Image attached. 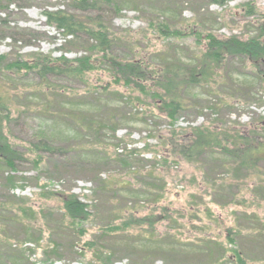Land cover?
Segmentation results:
<instances>
[{"label": "rangeland", "instance_id": "1", "mask_svg": "<svg viewBox=\"0 0 264 264\" xmlns=\"http://www.w3.org/2000/svg\"><path fill=\"white\" fill-rule=\"evenodd\" d=\"M163 3H166V9L174 10V6L170 5L177 4L179 9L176 13L182 11V17L174 19V28H179L181 24L189 25L198 34L212 32L221 39L256 35L253 25L259 21V15H264V0H228L225 6H218L213 0H143L138 9L127 4L118 14L114 7L102 6L100 16L115 37H125L130 31L128 38L131 41L119 39L114 47L111 55L114 59L143 58L150 70L155 72L162 57L178 56L188 62L189 57L194 58L202 52L204 39L192 35L160 37L149 27L150 21H166L162 17L166 13ZM250 6L256 9L254 16L249 15ZM57 10L71 11V5L67 0H22L10 6L6 15L0 14V19H7L10 28L16 30V33L8 31L0 39V56L22 62L34 55L52 59L66 57L70 61L88 55L85 52L90 46L85 37L81 36L70 44L55 26L49 25L44 13ZM75 15L86 19L97 16L96 13ZM19 28L24 30L20 31ZM24 42L28 44L24 45ZM159 55L163 56L158 60ZM101 56V53H94L93 58L100 59L96 69L79 79L41 76L36 71L3 72L0 75V96L8 102V112L3 115L8 120L3 125L4 134L25 159L17 165V171L7 173L5 170L4 173L5 177L11 174L17 178V188L10 195L14 194L16 202H25L33 211V216L22 221L33 231L24 237L22 231H17L19 223L13 221L8 227L0 225L2 234L7 235L5 239L20 245L25 240H36L38 233H41L38 245L23 244L34 251L30 261L35 264H105L95 259V251L99 249L108 252L113 249L115 254L110 264H131L140 251L153 254L154 259H149V263L155 261V264H161L162 259L154 250L167 244L158 243L155 246L156 243L146 238L151 231L136 224L142 218L160 215L166 209L175 223H159L156 229L160 234L175 236L183 245L197 244L198 238L210 237L227 244L229 249L242 248L249 257L261 258L264 255L262 246L240 239L233 247L225 239L226 231L231 228L240 229L244 237L249 231L260 230L264 233V200L251 197L247 192L258 178L249 181L247 188L241 187L239 193L234 190L236 196L233 203L222 205L220 199H225L224 194L219 193L215 197L211 185L224 176L215 173L211 163L207 166L202 164L201 170L198 164L188 165L175 156L161 152L163 140L156 137L167 135L171 129L169 122L152 118L146 124L138 120L137 113H142L148 105L152 108L151 101L147 99L139 103L137 99L143 97L119 84L112 67L101 60ZM227 71L233 77L232 82L226 78ZM240 71L245 72L244 79L252 81L254 78L251 69H243L241 59L230 58L219 80L216 95L198 99L195 95L202 94L206 89L186 92L189 96L185 97V101L190 107L201 106L203 103L200 101L219 105L225 100L230 101L232 107L215 112L207 109L204 115L189 108L179 117L175 126L177 132L200 126L213 129L215 125L224 124L239 130L264 121L263 90L258 80L253 85L258 97L229 98L239 78L242 80ZM129 96L136 98L135 104L129 102ZM91 115L107 122L117 121L115 136L109 132L99 140L91 133L79 134L82 130L75 123L76 118L90 119ZM43 145L51 151L37 150ZM117 145L122 148L126 146L129 157L126 163L131 164V168L126 169L119 162L102 160L101 151L107 148L112 155ZM157 154L158 158L155 159ZM166 155L171 167L161 164ZM155 160L158 165L154 175L159 181L145 177ZM96 173L99 175L96 176ZM99 179L119 181L120 184L130 181L131 187L125 190L108 187L103 192ZM160 179L165 183L164 191L161 190ZM147 183L151 186L143 187ZM3 185L4 176L0 173V188ZM139 191L145 192L143 194L148 199L152 198L151 201L148 202ZM69 194L89 206L91 217L88 221L73 223L68 218L63 198ZM160 195H163V199L156 203L155 199ZM244 213L255 214L262 222H249L241 216ZM0 214L6 215L1 210ZM111 221L114 223L111 224ZM125 222L130 225L126 231L107 232L110 228L121 227ZM123 237L125 242L133 245L131 248L125 250L126 244H117ZM168 242L171 244L173 240ZM72 244H75L73 251L70 250ZM51 247H57L56 255L49 254ZM248 264H264V260L248 261Z\"/></svg>", "mask_w": 264, "mask_h": 264}, {"label": "trees", "instance_id": "2", "mask_svg": "<svg viewBox=\"0 0 264 264\" xmlns=\"http://www.w3.org/2000/svg\"><path fill=\"white\" fill-rule=\"evenodd\" d=\"M21 1L0 0V14L6 15L10 6ZM67 1L71 5V11H46L44 15L49 25L55 26L62 33L67 43L72 44L78 41L81 36L85 37L87 44L90 46V49L85 53L89 54L74 61H70L66 57L52 59L34 55L28 61L16 62L8 59V56H0V75L3 72L36 71L41 76H64L79 79L84 77L86 73L96 69L100 59L95 60L93 55L95 52L101 53V60H104L107 65L109 64L108 66L112 67L115 79L119 84H123L131 92L141 95L143 98L139 97L137 99L139 103L147 99L151 101L152 108H149L148 105L142 113H137L136 118L146 124L152 118L169 122L171 129L167 135H158L156 137L158 140H163V145L160 146L161 152L164 151L170 157L175 156L188 165L198 164L201 170L202 164L207 166L211 163L215 173L224 176L222 179L214 181L211 185L215 197H218L219 193L224 194L223 198L225 199H220L223 201L222 205L226 206L233 203L236 193L247 188L249 181L254 178H258V181H255L247 192L251 197L264 200V188H262L264 186V121L254 127H246L239 130L231 129L227 124L215 125L213 129L206 126L194 127L188 130H181L180 133L175 129L179 117L187 112L189 108H194L199 115H204V111L207 109L215 112L222 108L228 109L232 107V103L228 100L221 101L219 105L200 101L203 103L201 106L193 105L192 107L185 101V97L189 96L186 92L193 89H206L202 94L195 95L198 99L216 95V88L220 86L219 80L230 58L241 59L243 69L246 67L251 69L254 78L252 81L244 79L246 74L244 71H240L239 75L242 80L239 78L229 98L236 96L242 99L252 96L258 97V94L253 91V85L257 80L261 84L264 97V15H259V21H256V24L253 25V28L257 31L256 35L248 38L232 36L228 39H221L212 32H208L206 35L198 34L194 27L189 25L181 24L179 28H174V19L178 16L182 17V11L180 10L176 13L179 9L177 4L173 5L171 3L170 6H174V10L166 9V3H163L162 7L166 13L162 17L166 21H150L149 27L156 31L160 37L169 36L176 38L192 35L198 39H204L205 44L202 52L194 58L189 57L188 62L183 61V58L178 56H165L164 58L162 57L163 55L157 56L158 60L160 57L162 59L158 61V68L153 72L143 58L118 61L111 56L119 39L131 41L128 38L130 31L125 37H115V34L111 33L110 28L106 27L103 18L100 16L102 6H112L116 10L115 13L118 14L124 10V6L127 4H132L134 9H138L139 3L143 0ZM213 2L218 6H225L228 0H213ZM249 11L250 16L256 14V9L253 6L249 7ZM73 13L77 15L96 13L97 16L92 19H86L87 17L81 18ZM10 30V33H16V30L10 28L7 19H0V39L5 37ZM226 78L228 81H233V77L228 71L226 72ZM222 86L225 85L222 84ZM135 99L131 96L128 97L129 102L132 104H135ZM7 104L8 102L4 101L0 96V173L4 176V185L0 188V210L1 213L6 214H0V225L8 227L10 222L16 221L19 223L17 224L19 227L17 231H22L24 237H27L33 230H31L30 226L28 228V226L24 225L22 221L33 216V211L27 207L25 202H16L15 199L17 197L14 194L10 195V192L17 188V178L11 174L5 177L4 173L5 170L7 173H14L17 171V165L25 161L23 154H20L11 146L8 137L4 134L3 125L8 120L3 115L8 112ZM90 117V119L76 118L75 123L82 130L78 132L79 134L91 133L99 140L105 136V133L110 132L115 136L118 129L117 121L108 120L107 122L103 118H94L93 115ZM119 146L117 145L114 148L116 152L121 150L118 155L115 151L111 155L108 153L107 148H104L101 151L102 160L119 162L124 165V168H131V164L126 163L129 161L126 146L124 148ZM37 148H39L37 150L44 152L51 151L46 145H43L42 148ZM130 155L132 154L130 153ZM157 156L158 154L154 158H158ZM161 164L171 167L167 155L161 160ZM157 165L158 163L155 160L153 168L147 172L145 177L159 181L154 175ZM98 175L96 173V176ZM99 181L102 184L101 191L103 192L108 187H116L120 190L131 187L130 181H124L121 184L119 181H109V179H99ZM160 182H162L161 190L164 191L165 183L162 179H160ZM149 184H143V187L151 186ZM234 190L238 191L234 193ZM139 192L145 193L143 191ZM227 192L232 193V195H228ZM151 199L147 198L148 202ZM162 199L163 195H160L155 199V202L158 203ZM25 205L26 207H24ZM63 205L66 215L73 223L86 222L91 217L89 206L81 202L73 194L66 195L63 198ZM15 207L18 209L15 210ZM241 216L249 222H262L255 214L244 213ZM171 220L168 210L163 209L162 214L146 216L136 224V226L147 227L146 229L152 232L146 238L148 241L156 243L155 246L158 243L167 244L161 245V247L157 246L154 250L162 259L161 264H226L229 262L233 264H248V261L264 260V255L258 259L251 258L242 248L241 250L240 248L229 249L227 244L210 237L198 238L197 244L193 242L183 245L180 240L175 239V236L168 233L160 234L156 229L159 223L172 222ZM113 223L114 221H111V224ZM172 223L175 222L173 221ZM129 226V223L125 222L121 227L110 228L107 232H124ZM2 232L0 231V264H35L30 261L34 251L28 247L25 248L24 245L27 243L38 245L41 233H38L36 240H25L18 245V243L5 239L7 235L2 234ZM241 233L240 229L234 228L226 231L225 239L229 246H237V241L243 239L247 243L257 244L264 248V233H261L260 230L256 232L249 231L247 237L242 236ZM171 239L173 242L169 244L168 240ZM118 243L126 244L125 250L133 246L129 242H125V237L120 239ZM51 248L49 254L56 255L57 247ZM74 248L75 244H72L70 250L73 251ZM187 253L188 255H186ZM114 254L113 249L110 252L106 249H99L95 251V259L100 263L110 264V259ZM149 259H154L153 254L140 251L137 259L131 264H147ZM149 264H155V261Z\"/></svg>", "mask_w": 264, "mask_h": 264}, {"label": "bare ground", "instance_id": "3", "mask_svg": "<svg viewBox=\"0 0 264 264\" xmlns=\"http://www.w3.org/2000/svg\"><path fill=\"white\" fill-rule=\"evenodd\" d=\"M19 30H20V31H23L24 29H23V28H19ZM27 30H29V29H27ZM25 44H28V43L25 42L24 45H25Z\"/></svg>", "mask_w": 264, "mask_h": 264}]
</instances>
